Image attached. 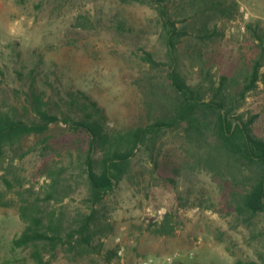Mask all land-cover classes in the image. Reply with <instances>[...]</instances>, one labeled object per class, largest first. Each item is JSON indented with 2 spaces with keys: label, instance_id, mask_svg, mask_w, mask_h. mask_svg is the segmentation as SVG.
<instances>
[{
  "label": "rangeland",
  "instance_id": "374dc122",
  "mask_svg": "<svg viewBox=\"0 0 264 264\" xmlns=\"http://www.w3.org/2000/svg\"><path fill=\"white\" fill-rule=\"evenodd\" d=\"M236 1L237 17L219 24L225 36L220 42L224 62L220 69H214L217 79L233 64H241L243 53L251 51L246 25L264 21V0ZM82 15L92 20V28L77 27ZM122 18L124 29L119 22ZM161 31L157 12L136 3L0 0V110L17 108L24 118H31L24 107L26 93L34 86L47 93V100L59 115L69 112L73 97L82 92L104 110L110 129L146 124L143 89L149 80L161 81L167 74L163 68L152 69L142 58L143 50L154 53L158 60L168 61ZM186 44L187 41L182 47ZM182 71L192 84L202 78L200 69L188 59L184 60ZM260 85L263 91L249 94L241 112L258 115L256 124L264 135V83ZM49 134L60 142L75 137L63 123L51 125ZM34 142L31 138L26 144L32 146ZM164 144L166 156L173 153L174 160L184 159L172 135L165 138ZM43 147L37 146L24 160L14 162L25 179V188L34 187L44 198L50 179L43 167L70 164L69 180L80 187L63 203L52 201L49 208L68 216L88 212L85 181L78 177L76 165L70 163L78 159L77 154L72 157L63 148L47 155ZM148 166L147 156L138 154L134 182L122 181L96 207L100 215L98 227L105 229L100 238L102 252L72 262L74 254L60 248L52 264H142L149 258H154L155 264H234L237 260L264 264V213L252 216L249 224L244 219L237 220L230 208L231 189L205 170L188 173L177 189L161 178L150 185L148 171L145 177L141 176ZM16 190L8 191L0 177V264H18L17 258L21 257L29 264H38L30 249L14 250V239L26 227ZM201 201L203 206L199 207ZM182 203L186 206L182 207ZM167 212L175 215L176 232L173 236H158L152 231ZM111 250H118L119 255L108 261ZM50 253L47 250L44 255L47 261L53 259Z\"/></svg>",
  "mask_w": 264,
  "mask_h": 264
},
{
  "label": "trees",
  "instance_id": "16d2710c",
  "mask_svg": "<svg viewBox=\"0 0 264 264\" xmlns=\"http://www.w3.org/2000/svg\"><path fill=\"white\" fill-rule=\"evenodd\" d=\"M120 1L154 9L162 29L160 39L167 48V62L143 50V60L152 69H165L167 74L161 81L149 80L143 89L146 124L110 129L104 110L82 92L73 97L70 111L59 115L47 100V93L34 86L26 93L24 107L31 118H24L17 108L0 110V177L8 191L17 189L21 217L26 224L22 235L13 241L14 250L30 249L38 264H52L60 248L74 254L72 262L102 252L100 238L105 229L98 227L100 215L96 207L122 181L134 182L135 158L140 153L148 158L149 166L141 176L145 177L148 171L150 185L161 178L179 189L183 177L201 169L231 189L230 208L237 220L244 219L249 224L252 216L264 213V135L256 124L258 115L241 112L249 94L263 91L260 84L264 83V21L246 25L251 51L244 52L241 64H233L217 79L214 69H220L224 62L220 42L225 36L219 24L237 17L236 0ZM119 22L121 29L126 28L123 18ZM93 26L87 16L78 18L77 27ZM185 41L187 46L182 47ZM185 59L200 69L202 78L196 84L190 83L182 71ZM61 123L75 136L69 142L57 141L49 134L51 125ZM168 135H172L177 150L184 156L181 161L174 160L173 153L166 156L164 141ZM31 138L35 142L29 146L26 141ZM37 146H44L47 155L63 148L72 157L77 154L78 159L70 163L76 165L78 177L85 181L88 212L68 216L49 208L52 201L63 203L80 187L69 180L70 164L43 167L50 179L44 198L34 187L25 188V179L14 162L24 160ZM198 206L202 207L203 202ZM152 232L173 236L175 215L167 212ZM47 250L53 257L50 261L44 256ZM118 255V250H111L107 260ZM17 262L29 264L25 257L17 258ZM234 264L258 262L237 260Z\"/></svg>",
  "mask_w": 264,
  "mask_h": 264
},
{
  "label": "built area",
  "instance_id": "2783aa9c",
  "mask_svg": "<svg viewBox=\"0 0 264 264\" xmlns=\"http://www.w3.org/2000/svg\"><path fill=\"white\" fill-rule=\"evenodd\" d=\"M154 262H155L154 258H149V259L144 260L142 264H155ZM169 262H172V261H169Z\"/></svg>",
  "mask_w": 264,
  "mask_h": 264
}]
</instances>
